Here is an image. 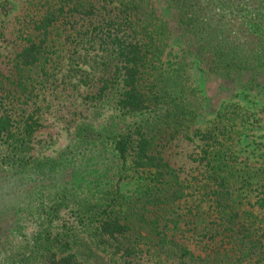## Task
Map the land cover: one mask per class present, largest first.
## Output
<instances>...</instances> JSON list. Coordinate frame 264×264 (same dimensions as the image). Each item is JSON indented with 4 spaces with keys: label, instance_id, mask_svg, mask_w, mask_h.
I'll list each match as a JSON object with an SVG mask.
<instances>
[{
    "label": "trees",
    "instance_id": "trees-1",
    "mask_svg": "<svg viewBox=\"0 0 264 264\" xmlns=\"http://www.w3.org/2000/svg\"><path fill=\"white\" fill-rule=\"evenodd\" d=\"M161 2L174 16L178 38L188 42L190 55L220 80L223 90L247 89L264 97V0ZM165 32L149 0L27 2L12 29L11 70L0 69V244L17 208L30 203L35 224L26 245L16 250L0 245V264H81L72 242L49 227L61 201H47L45 207L37 197L41 190L54 198L62 194L60 166L94 154L88 153L89 144L97 146L100 133L80 128L78 146L64 151L60 160L35 162L30 155L41 125L37 79L50 80L61 57L68 66L62 83L83 87V103L97 107L112 99L122 116L138 118L110 137L116 184L108 189L98 184L95 195H101L93 202L77 196L73 201L96 223L92 237L102 253L119 259L118 264H144L142 255L154 252L175 264H264V185L243 173L236 144L226 142L238 131L235 116H242V107H223L206 128L190 134L185 123L191 110L154 66ZM4 35L0 19V39ZM181 135L199 141L195 160L203 172L194 182H184L162 154ZM129 175L142 187L128 199L118 182ZM253 186V199L243 201L240 188ZM187 195L196 196L195 207L207 203L208 216L196 222L195 216L181 214L178 207ZM190 217L198 227L196 250L170 231L171 223L178 226Z\"/></svg>",
    "mask_w": 264,
    "mask_h": 264
},
{
    "label": "rangeland",
    "instance_id": "rangeland-1",
    "mask_svg": "<svg viewBox=\"0 0 264 264\" xmlns=\"http://www.w3.org/2000/svg\"><path fill=\"white\" fill-rule=\"evenodd\" d=\"M29 0H0V19L4 25L5 35L0 39V69L4 74L11 70L10 59L15 50L12 40V29L16 25L17 17L22 14ZM156 16V23L165 29L161 39V54L156 55L154 66L156 74L168 85L169 90L176 92V97L191 112L187 114L185 123L188 132L199 128H206L217 112L223 107L238 104L242 107L241 117L236 115L238 131L227 138V143L236 144L238 161L245 167L244 172L250 180L264 185V97L247 89L223 90L220 80L207 75L188 52V42L178 38L174 16L161 0H149ZM60 64L57 70H50V80L43 82V77L37 79L35 98L40 117V127L32 137L30 155L35 162L46 160H60L64 151H69L78 146L77 131L80 128L96 129L100 133L98 145L88 151L94 153L86 158L78 155L69 158L61 165V177L65 182V189L58 198L45 192L38 191L37 202H42L47 207L48 202L61 201L57 210H53V220L49 223L51 229L60 230L76 251L81 264H118L116 257L102 253L101 249L93 242L92 233L96 223L88 218V212L79 211L73 204L75 196L85 201L93 202L98 187L108 189L110 184H116L117 171L112 155L111 138L138 119L135 116H122L116 109L114 100L107 99L100 106H87L82 101L83 87L75 88L71 84L62 83V76L68 71L65 58H58ZM54 65V64H53ZM42 75V74H41ZM199 141L197 138L188 139L181 135L168 144L162 151L164 158L178 170L184 182H194L200 179L203 168L195 157L197 156ZM67 164V165H65ZM5 168V166H4ZM130 172H122V175ZM48 184L51 183L47 182ZM142 187V182L134 175L119 179L118 188L124 198H132ZM243 190V201L255 195V186ZM62 195V197H61ZM245 196V198H244ZM196 196L194 195L193 198ZM190 195L181 201L179 209L181 214L195 216L196 222L201 217L208 216L210 208L207 203L195 207L196 200ZM184 201V202H183ZM52 202V203H53ZM27 205V206H26ZM14 213L13 218L5 233L1 244L7 250H16L26 245L30 239L35 219L32 214L31 204L27 203ZM33 206V203H32ZM120 207V205L118 206ZM125 205L121 208L123 209ZM199 208V209H198ZM190 209H194L190 214ZM255 209V208H252ZM260 215L259 211H256ZM183 223H171V234L176 240L188 243L193 250L198 249L195 242L198 227ZM198 224V223H197ZM179 227V229H178ZM1 246V247H2ZM196 248V249H195ZM144 264H175L158 252L144 253Z\"/></svg>",
    "mask_w": 264,
    "mask_h": 264
}]
</instances>
